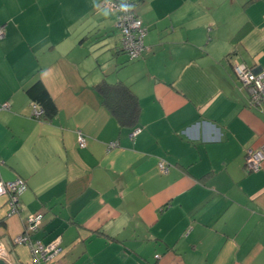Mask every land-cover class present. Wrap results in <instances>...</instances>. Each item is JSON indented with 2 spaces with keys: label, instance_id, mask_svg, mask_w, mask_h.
I'll use <instances>...</instances> for the list:
<instances>
[{
  "label": "crops",
  "instance_id": "crops-1",
  "mask_svg": "<svg viewBox=\"0 0 264 264\" xmlns=\"http://www.w3.org/2000/svg\"><path fill=\"white\" fill-rule=\"evenodd\" d=\"M104 1L0 0V179L26 187L18 215L0 197L3 262L32 264L12 241L41 213L32 239L59 244L56 264H264V160L244 166L264 150V106L232 67L264 74V0H131L147 29L135 61ZM37 80L51 120L32 116ZM100 83L136 98L134 126Z\"/></svg>",
  "mask_w": 264,
  "mask_h": 264
},
{
  "label": "built area",
  "instance_id": "built-area-1",
  "mask_svg": "<svg viewBox=\"0 0 264 264\" xmlns=\"http://www.w3.org/2000/svg\"><path fill=\"white\" fill-rule=\"evenodd\" d=\"M129 2V0H105L103 3L116 15V29L119 33V42L121 50L126 54L130 61L136 60L146 51L144 46V38L147 30L143 26L140 18L131 11L121 12V4ZM131 5V4H130ZM4 37L3 28H0V40ZM233 73L241 83L242 87L249 93L248 104L254 108L264 106V74L250 69L236 61L232 63ZM7 105L1 106L6 109ZM43 111L37 106H32V116L41 119ZM140 129L134 130L131 136H135ZM77 143L80 148H85L87 141L85 136L77 133ZM117 144L111 142L107 145L108 149L115 148ZM264 160V150H248L245 153L244 166L248 172H257L261 168ZM161 172H166L167 168L163 163L159 164ZM25 183L21 179L11 182H5L0 179V197L5 198V206L7 216L18 215L20 211L19 195L25 190ZM43 215L34 213L26 216L23 220V231L20 235L13 239V244L18 246H26L30 250L32 264H56V259L61 254V248L56 241L43 244L39 240H33L32 236L41 228ZM7 257V251L0 244V260L3 261Z\"/></svg>",
  "mask_w": 264,
  "mask_h": 264
},
{
  "label": "trees",
  "instance_id": "trees-1",
  "mask_svg": "<svg viewBox=\"0 0 264 264\" xmlns=\"http://www.w3.org/2000/svg\"><path fill=\"white\" fill-rule=\"evenodd\" d=\"M129 2L132 5L131 0H129ZM131 11L135 13L133 5ZM96 89L101 94L104 105L109 109L120 125L134 126L136 124L138 103L128 88L120 83H100L96 86ZM25 92L33 105L43 111L40 120H51L56 115L57 108L40 80L35 81Z\"/></svg>",
  "mask_w": 264,
  "mask_h": 264
},
{
  "label": "clouds",
  "instance_id": "clouds-1",
  "mask_svg": "<svg viewBox=\"0 0 264 264\" xmlns=\"http://www.w3.org/2000/svg\"><path fill=\"white\" fill-rule=\"evenodd\" d=\"M131 7H132V5H130L128 2H123V3L121 4L120 11H121V12H127V11L130 10ZM104 15H105V16H108V15H110V13H108L107 11H105V12H104Z\"/></svg>",
  "mask_w": 264,
  "mask_h": 264
},
{
  "label": "water",
  "instance_id": "water-1",
  "mask_svg": "<svg viewBox=\"0 0 264 264\" xmlns=\"http://www.w3.org/2000/svg\"><path fill=\"white\" fill-rule=\"evenodd\" d=\"M0 264H5L3 261L0 260Z\"/></svg>",
  "mask_w": 264,
  "mask_h": 264
},
{
  "label": "rangeland",
  "instance_id": "rangeland-1",
  "mask_svg": "<svg viewBox=\"0 0 264 264\" xmlns=\"http://www.w3.org/2000/svg\"><path fill=\"white\" fill-rule=\"evenodd\" d=\"M118 32V31H117ZM22 226H23V224H22Z\"/></svg>",
  "mask_w": 264,
  "mask_h": 264
}]
</instances>
